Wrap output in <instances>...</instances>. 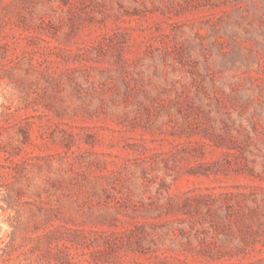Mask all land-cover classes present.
Here are the masks:
<instances>
[{
  "label": "rangeland",
  "instance_id": "rangeland-1",
  "mask_svg": "<svg viewBox=\"0 0 264 264\" xmlns=\"http://www.w3.org/2000/svg\"><path fill=\"white\" fill-rule=\"evenodd\" d=\"M0 264H264V0H0Z\"/></svg>",
  "mask_w": 264,
  "mask_h": 264
},
{
  "label": "trees",
  "instance_id": "trees-1",
  "mask_svg": "<svg viewBox=\"0 0 264 264\" xmlns=\"http://www.w3.org/2000/svg\"><path fill=\"white\" fill-rule=\"evenodd\" d=\"M25 138H26V140H28V139H29V136H28V134H27V133L25 134Z\"/></svg>",
  "mask_w": 264,
  "mask_h": 264
}]
</instances>
